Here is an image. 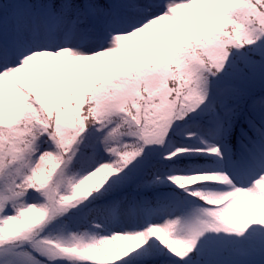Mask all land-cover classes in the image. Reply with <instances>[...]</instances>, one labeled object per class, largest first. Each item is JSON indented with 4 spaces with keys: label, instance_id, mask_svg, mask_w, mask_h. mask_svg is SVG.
Masks as SVG:
<instances>
[{
    "label": "snow or ice",
    "instance_id": "6c2138e0",
    "mask_svg": "<svg viewBox=\"0 0 264 264\" xmlns=\"http://www.w3.org/2000/svg\"><path fill=\"white\" fill-rule=\"evenodd\" d=\"M0 264H264V0H0Z\"/></svg>",
    "mask_w": 264,
    "mask_h": 264
}]
</instances>
